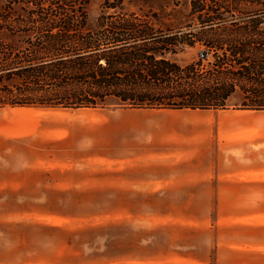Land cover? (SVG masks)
<instances>
[{"label": "trees", "instance_id": "obj_1", "mask_svg": "<svg viewBox=\"0 0 264 264\" xmlns=\"http://www.w3.org/2000/svg\"><path fill=\"white\" fill-rule=\"evenodd\" d=\"M91 1L4 0L0 106L84 108L116 98L141 108L264 109V20L239 8L252 0H187V14L183 0H105L97 26ZM197 44L207 63L171 58ZM238 91L243 102L229 106Z\"/></svg>", "mask_w": 264, "mask_h": 264}, {"label": "rangeland", "instance_id": "obj_2", "mask_svg": "<svg viewBox=\"0 0 264 264\" xmlns=\"http://www.w3.org/2000/svg\"><path fill=\"white\" fill-rule=\"evenodd\" d=\"M104 3L88 5L92 26ZM125 6L137 9L132 2ZM239 8L264 20V0ZM6 37L0 30V42ZM205 49L197 44L171 58L187 65ZM243 100L238 91L228 104ZM166 109L132 107L116 98L87 109H0V264H176L170 258L180 252L178 235L192 226L179 219V208L119 201L114 189L117 175L130 170L122 156L147 141L149 126L179 120ZM134 168L148 171L145 165Z\"/></svg>", "mask_w": 264, "mask_h": 264}, {"label": "crops", "instance_id": "obj_3", "mask_svg": "<svg viewBox=\"0 0 264 264\" xmlns=\"http://www.w3.org/2000/svg\"><path fill=\"white\" fill-rule=\"evenodd\" d=\"M166 110L179 120L149 126L122 156L130 170L116 177L117 199L179 208L192 226L178 235L176 264H264V109Z\"/></svg>", "mask_w": 264, "mask_h": 264}, {"label": "built area", "instance_id": "obj_4", "mask_svg": "<svg viewBox=\"0 0 264 264\" xmlns=\"http://www.w3.org/2000/svg\"><path fill=\"white\" fill-rule=\"evenodd\" d=\"M207 56H208V53L205 54V53H203V51H202L201 54H200V57H202L203 59H205Z\"/></svg>", "mask_w": 264, "mask_h": 264}]
</instances>
